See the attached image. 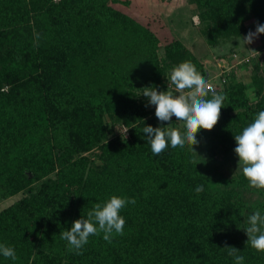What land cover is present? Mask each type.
Listing matches in <instances>:
<instances>
[{"label":"trees","instance_id":"trees-1","mask_svg":"<svg viewBox=\"0 0 264 264\" xmlns=\"http://www.w3.org/2000/svg\"><path fill=\"white\" fill-rule=\"evenodd\" d=\"M160 1L0 0V201L22 195L0 210V245L17 256L0 254V264H235L225 245L243 264H264L244 229L264 215V189L218 169L264 111V57L237 64L252 67L243 78L236 67L212 74L206 55L168 28ZM185 1L209 46L229 44L220 57L251 53L243 37L264 24V0ZM184 61L218 84L224 107L197 133L196 151L169 142L157 156L142 129L161 123L140 94L167 91ZM171 127L186 131L175 116ZM112 195L136 200L120 212L123 235L70 249L61 233Z\"/></svg>","mask_w":264,"mask_h":264},{"label":"clouds","instance_id":"clouds-1","mask_svg":"<svg viewBox=\"0 0 264 264\" xmlns=\"http://www.w3.org/2000/svg\"><path fill=\"white\" fill-rule=\"evenodd\" d=\"M260 34H264V24L256 22L255 31L249 30L244 36L245 44H252ZM168 78L167 91H159L155 86H146L140 95L148 97V104L155 105V115L161 126L146 125L142 132L147 137L154 155L165 151L169 142L171 147L184 148L199 143L197 133L201 129L212 130L221 117L226 96L212 90L209 79L203 76L191 61L181 62L175 66ZM211 92V98H207ZM173 116L177 121H183L186 131L181 132L171 127ZM164 122H170L166 126ZM120 130V129H119ZM121 131V130H120ZM128 128L123 134H126ZM122 133V132H121ZM122 134V135H123ZM237 143L234 151L239 157L238 169L248 179L250 186L264 189V111H260L254 122L245 127L241 134H235ZM196 151V150H195ZM197 194L204 191L203 185L195 188ZM135 204L134 198L112 195L106 202L96 203L93 210L76 219L70 230L61 233L70 249L80 250L89 241L90 236L103 233V239L109 243L113 236L123 235L126 224L120 214L127 204ZM248 226L244 228L248 236L247 245L257 251L264 252V215L259 210L247 218ZM228 255L234 257L235 264H243L244 257L237 255L239 249L227 246ZM0 254L5 258L17 259L13 247L0 245Z\"/></svg>","mask_w":264,"mask_h":264},{"label":"rangeland","instance_id":"rangeland-1","mask_svg":"<svg viewBox=\"0 0 264 264\" xmlns=\"http://www.w3.org/2000/svg\"><path fill=\"white\" fill-rule=\"evenodd\" d=\"M161 5L159 10H161V14L163 15V20L165 23L168 24V28L172 30L173 34L178 36L179 38L183 39L186 45L190 47L193 52H195L197 55H206V64L207 67L210 68V72L212 74H217L223 72L226 68H228L230 65V61L226 58L220 57L221 54L228 53V45H226L223 49L219 47H211L208 45L206 37H204L199 29V18L198 16H194L195 11L193 10V6L189 5L185 0H165L160 1ZM193 20V21H192ZM256 27L252 26V31H255ZM246 49L251 53H256V50L258 46L261 45L260 43V35L258 38L254 40V42L251 44H245L243 43ZM243 45L239 46L238 48L243 47ZM253 47L255 49H253ZM262 55L261 58L264 57L263 52H259L256 54V56ZM224 56V55H222ZM255 56V57H256ZM238 70V74L240 75V78H243L244 74H247L251 71V66L249 68L241 69L239 67H236ZM262 68L264 72V58L262 60ZM218 74V75H219ZM264 74V73H263ZM252 91V90H251ZM150 107H154L155 105H149ZM208 146H200L199 147V153L202 155H205L207 153ZM231 161L230 163H222L219 162L218 169L223 170L225 172H228L230 174L234 173L235 171L241 172L242 169H238V161L239 157L237 154L232 153L231 154ZM22 195L19 194L17 196L10 197L4 201H0V210L3 208L9 206L10 204L14 203L16 200H18Z\"/></svg>","mask_w":264,"mask_h":264},{"label":"built area","instance_id":"built-area-1","mask_svg":"<svg viewBox=\"0 0 264 264\" xmlns=\"http://www.w3.org/2000/svg\"><path fill=\"white\" fill-rule=\"evenodd\" d=\"M260 43L261 45L258 46V48H260L262 51H264V40L261 39L260 37ZM261 51V52H262ZM260 52V50H256V53H250L247 55H243L241 56L240 54H238L237 52L233 53V58L235 60L234 64L230 65L228 68H226L224 71H230L233 67H236L237 64H241L243 62H251L252 58L256 56V54H258ZM223 73V72H222ZM218 76H221V74H219ZM223 81H225V79L223 78ZM210 84L212 85V90L215 91L216 89H218V84L213 81V80H209Z\"/></svg>","mask_w":264,"mask_h":264},{"label":"crops","instance_id":"crops-1","mask_svg":"<svg viewBox=\"0 0 264 264\" xmlns=\"http://www.w3.org/2000/svg\"><path fill=\"white\" fill-rule=\"evenodd\" d=\"M219 74V73H218Z\"/></svg>","mask_w":264,"mask_h":264}]
</instances>
